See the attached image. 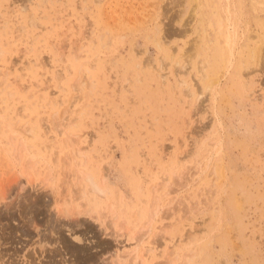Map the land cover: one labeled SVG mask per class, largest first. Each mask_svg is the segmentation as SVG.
<instances>
[{
  "label": "rangeland",
  "instance_id": "rangeland-1",
  "mask_svg": "<svg viewBox=\"0 0 264 264\" xmlns=\"http://www.w3.org/2000/svg\"><path fill=\"white\" fill-rule=\"evenodd\" d=\"M263 1L0 0V264H264Z\"/></svg>",
  "mask_w": 264,
  "mask_h": 264
},
{
  "label": "bare ground",
  "instance_id": "bare-ground-1",
  "mask_svg": "<svg viewBox=\"0 0 264 264\" xmlns=\"http://www.w3.org/2000/svg\"><path fill=\"white\" fill-rule=\"evenodd\" d=\"M257 1V0H256ZM261 1V0H260ZM259 2V1H258ZM264 2V1H263ZM263 4V3H262ZM212 8V7H211ZM220 9V8H219ZM226 29V28H225ZM223 32V31H222ZM224 32H225V30H224ZM222 38H223V36H222ZM206 39V38H205ZM208 40H209V38H208ZM222 40V39H221ZM242 41V40H241ZM206 42V41H205ZM208 42V41H207ZM219 42V41H218ZM210 44V43H209ZM196 45V44H195ZM220 45V44H219ZM222 46H224V45H222ZM104 47V46H103ZM203 47V46H202ZM233 47V46H232ZM262 47V46H261ZM215 48V47H214ZM218 48V47H217ZM196 49V48H195ZM225 49V48H224ZM231 50H232V48H231ZM254 50V49H253ZM210 51H211V49H210ZM209 51V52H210ZM261 51V50H260ZM220 49H219V51L218 50H216V54H214V56H213V61H214V63H217L218 62V60H219V56H220ZM256 57V56H255ZM205 58V57H204ZM222 58V57H221ZM221 60V59H220ZM209 62V61H208ZM82 64H80V66H81ZM80 68H82V66L80 67ZM205 68V67H204ZM79 70V69H78ZM81 70V69H80ZM61 76V75H60ZM61 79V78H60ZM182 83H183V81H182ZM163 84V83H162ZM183 84H185V83H183ZM9 85V84H8ZM10 95V94H9ZM13 95V94H12ZM11 97V96H10ZM154 102V101H153ZM4 104V103H3ZM62 125V124H61ZM59 127V126H58ZM1 128V127H0ZM56 129V128H55ZM50 131V130H49ZM48 133V132H47ZM61 133V132H60ZM57 134V133H56ZM69 136H70V134H69ZM79 136V135H78ZM50 137V136H49ZM80 137V136H79ZM67 139V138H66ZM70 140V139H69ZM74 143V142H73ZM72 146V145H71ZM76 146H77V144H76ZM79 150V149H78ZM80 151V150H79ZM62 152V151H61ZM76 153V152H75ZM75 155V154H74ZM75 157V156H74ZM87 179H88V181H89V183H90V185L92 186V188L95 190V191H98V186L96 185V183H95V181L91 178V177H88L87 176ZM3 189V188H2ZM4 192V191H3ZM1 193V192H0ZM8 194V193H7ZM4 195V194H3ZM2 197V196H1ZM0 197V198H1ZM9 197V196H8ZM6 198V196L4 197H2V200H6L5 199ZM1 200V199H0ZM1 200V201H2ZM3 203V202H2ZM1 204V203H0ZM4 204V203H3ZM6 204V203H5ZM35 204V203H34ZM7 206V205H6ZM35 206V205H34ZM9 210V209H8ZM3 216V215H2ZM1 215H0V218L2 217ZM11 216V215H10ZM3 218V217H2ZM9 218V217H8ZM12 218V217H11ZM4 219V218H3ZM53 226V225H52ZM56 229V228H55ZM54 229V230H55ZM24 230V229H23ZM22 230V231H23ZM56 231V230H55ZM59 231V230H58ZM55 233V232H54ZM56 233H58V232H56ZM24 234V233H23ZM25 234H26V230H25ZM60 238V237H59ZM46 239H47V237L46 238H44L43 239V242H48V241H46ZM61 239V238H60ZM61 241H62V239H61ZM82 239L80 238V237H77V242L79 243V244H81L82 243ZM57 242V244H58V241H56ZM140 242H142V241H140ZM61 243V242H60ZM45 245L43 246V248L46 246V245H48L47 243H44ZM56 244V243H55ZM63 244V243H62ZM44 250H45V252H46V248H44ZM55 250V249H54ZM69 250H71V249H69ZM150 250V249H149ZM152 250V249H151ZM155 250V249H154ZM57 251V250H56ZM82 251H84L83 249H81L80 247H79V249H74V250H72V252L73 253H76V256H80V254L82 253ZM47 252H49V251H47ZM52 252V251H51ZM56 253V252H55ZM54 253V254H55ZM57 253H58V251H57ZM15 254H16V252H15ZM48 254V253H47ZM53 254V255H54ZM51 255V254H50ZM53 255H52V257H51V260H52V258H54L53 257ZM56 256H57V254H55ZM82 255H83V253H82ZM127 255V254H126ZM10 256V255H9ZM12 256V255H11ZM14 256V255H13ZM12 256V257H13ZM16 256H17V254H16ZM137 256V255H136ZM50 257V256H49ZM63 256H61V258H62ZM11 258V257H10ZM64 258V257H63ZM63 258H62V260H63ZM49 259V258H48ZM15 260V259H14ZM61 260V259H60ZM65 260V259H64ZM53 261H54V259H53ZM31 262V261H30ZM49 262H50V259H49ZM49 262L47 261V263L49 264ZM62 262V261H61ZM64 262V261H63ZM36 263V262H35ZM34 263V264H35ZM51 263V262H50ZM53 263V262H52ZM56 263V262H55ZM11 264H13V262L11 263ZM31 264H32V262H31ZM43 264V263H42ZM46 264V263H45ZM65 264V263H64ZM76 264V263H75Z\"/></svg>",
  "mask_w": 264,
  "mask_h": 264
}]
</instances>
